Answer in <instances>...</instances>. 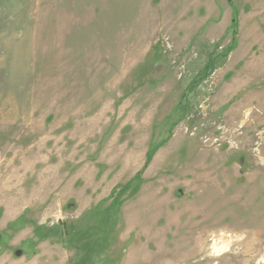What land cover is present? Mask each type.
I'll list each match as a JSON object with an SVG mask.
<instances>
[{
    "label": "rangeland",
    "instance_id": "1",
    "mask_svg": "<svg viewBox=\"0 0 264 264\" xmlns=\"http://www.w3.org/2000/svg\"><path fill=\"white\" fill-rule=\"evenodd\" d=\"M23 10L27 77L13 43L16 110L0 123V264L42 227L55 264H264V0Z\"/></svg>",
    "mask_w": 264,
    "mask_h": 264
},
{
    "label": "crops",
    "instance_id": "2",
    "mask_svg": "<svg viewBox=\"0 0 264 264\" xmlns=\"http://www.w3.org/2000/svg\"><path fill=\"white\" fill-rule=\"evenodd\" d=\"M23 9H27V0H0V123L3 121L2 123L4 124L11 122V113L13 110H16L15 105L13 106L12 103L13 90L11 78L13 76V71L11 64V51L13 43L16 44L15 47L19 46L18 68L20 73H23L24 78L27 77L28 71L27 24L22 22L21 19L18 22L13 21L12 19V16L17 13H19V15L25 14ZM1 62L3 63V70H1ZM24 86L25 89L23 95L20 96L19 103L16 104V107L19 110H26L25 104H22L27 100L28 93L25 81ZM53 239H55V234L43 236L42 233L39 234V230L37 231L34 229L30 235L19 240V243L17 245L15 244L16 246H14L11 241H8L7 245L12 248L11 255L8 253L6 258L1 261V264H55L52 261L44 262L45 259L42 261L41 258L45 255L48 256V258L55 256L53 249L55 246H50V242L52 241L53 245H55ZM26 241L28 242L25 243ZM25 244L26 248H28V250L26 249L27 251L22 249ZM14 249L16 250L14 251ZM49 251L51 252L49 253ZM35 258H37V261H32ZM67 262L69 264V260H67Z\"/></svg>",
    "mask_w": 264,
    "mask_h": 264
},
{
    "label": "flooded vegetation",
    "instance_id": "3",
    "mask_svg": "<svg viewBox=\"0 0 264 264\" xmlns=\"http://www.w3.org/2000/svg\"><path fill=\"white\" fill-rule=\"evenodd\" d=\"M43 231H45L44 229H43V227L42 228H40V230H39V234L40 233H42ZM46 231H48V230H46ZM67 239H69V240H71V238H70V236L69 237H67ZM28 241H26L25 243H27ZM22 249H27L28 250V248H26V244L23 246V248ZM16 249H14V251H15ZM69 262H71V260H69ZM72 262H74L73 260H72ZM75 263V262H74Z\"/></svg>",
    "mask_w": 264,
    "mask_h": 264
}]
</instances>
